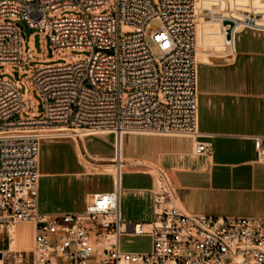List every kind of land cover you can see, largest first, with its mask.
<instances>
[{"label": "built area", "instance_id": "built-area-1", "mask_svg": "<svg viewBox=\"0 0 264 264\" xmlns=\"http://www.w3.org/2000/svg\"><path fill=\"white\" fill-rule=\"evenodd\" d=\"M69 10L77 14L62 15ZM9 18L38 29L45 44L51 41L53 58L71 63L30 66L24 27ZM198 19L218 21L224 48L234 49L240 31H264V0H0V72L19 66L43 99L40 110L13 80L0 77V264H264V217L187 212L163 171L156 173L153 220L121 216L123 135H200ZM125 25L133 31L124 33ZM72 49L90 54L73 56ZM106 133L117 141L114 189L93 194L83 212H40L45 136ZM254 140L264 163V135ZM211 151L197 142L196 153ZM21 224L29 242L13 248ZM125 234L149 235L151 249L124 250Z\"/></svg>", "mask_w": 264, "mask_h": 264}, {"label": "crops", "instance_id": "crops-1", "mask_svg": "<svg viewBox=\"0 0 264 264\" xmlns=\"http://www.w3.org/2000/svg\"><path fill=\"white\" fill-rule=\"evenodd\" d=\"M207 55L198 64V137L123 135L120 208L125 222L153 220L157 171L170 179L177 204L187 212L264 217V163L258 160L254 140L264 135V31L246 28L237 33L234 49ZM198 141L209 143L211 153H196ZM116 159L113 133L45 139L39 211H85L93 194L114 189ZM102 179L110 186H102Z\"/></svg>", "mask_w": 264, "mask_h": 264}, {"label": "rangeland", "instance_id": "rangeland-1", "mask_svg": "<svg viewBox=\"0 0 264 264\" xmlns=\"http://www.w3.org/2000/svg\"><path fill=\"white\" fill-rule=\"evenodd\" d=\"M111 2L114 0H110ZM206 5V3H204ZM77 14L74 10H69L63 13L62 15H72ZM8 22L11 23H19L24 27V33L26 35V39L24 41L23 50L25 55L32 54L34 59H30L29 64L32 67H39V66H58V65H65L71 63V60L68 59V57H59V58H53V46L51 41L48 39L46 44L44 41V38L42 36V33L35 28L29 27V25L26 23V21L19 20V19H7ZM159 21H153L152 26L156 27L159 26ZM133 28L130 26L125 25L123 27L124 33L132 32ZM197 33H198V42H199V48L197 51V58L198 62L203 57H207V54L212 53L213 51H218L222 48H224L223 40L224 36L221 31V25L218 21H211V20H203L198 19V25H197ZM150 46L151 50L156 57L161 56L160 49L155 46L151 40ZM70 54L73 56H82L86 54H90L89 50L86 49H72L70 51ZM12 72L9 71H3L0 72V77H6L8 79L13 80L17 86L21 89L22 95L25 99H30L34 101L38 109H42L43 106V99L36 88V86H31V88L28 86L27 82H29V74L28 73H22L20 76V79H17L15 76V71L19 70V66H12ZM26 116L27 113H24ZM102 186H110L109 181L106 179H102ZM27 227L26 225H20L17 228V241L16 243H13V248L19 247V246H26V244L29 242V240L24 243L23 245L20 243L19 239V232L21 228ZM147 233L149 230H146ZM122 246L127 249L131 250H149L150 249V237L145 236H123L122 237ZM6 242L1 243V246H6Z\"/></svg>", "mask_w": 264, "mask_h": 264}, {"label": "bare ground", "instance_id": "bare-ground-1", "mask_svg": "<svg viewBox=\"0 0 264 264\" xmlns=\"http://www.w3.org/2000/svg\"><path fill=\"white\" fill-rule=\"evenodd\" d=\"M67 134H61V136H66ZM54 137H57V134H51V135H46L45 136V139H48V138H54ZM123 139V137H122ZM122 139L119 140V143H118V148H119V152L122 151ZM106 168V167H105ZM103 169V168H102ZM108 170H115V167L114 166H107ZM117 170V169H116ZM119 178V177H118ZM119 180V179H118ZM119 182V181H118ZM21 225H25V224H21ZM20 226V225H19ZM18 226V227H19ZM19 229V228H18ZM18 236V235H17ZM20 243L23 245L24 243H26L28 240H29V228L28 227H23L21 228L20 232H19V239Z\"/></svg>", "mask_w": 264, "mask_h": 264}, {"label": "water", "instance_id": "water-1", "mask_svg": "<svg viewBox=\"0 0 264 264\" xmlns=\"http://www.w3.org/2000/svg\"><path fill=\"white\" fill-rule=\"evenodd\" d=\"M228 23H231V22H229V21H226L225 22V24H228ZM19 25L23 28V25L21 23H19ZM228 37H229V35H228ZM15 76H16L17 79H20V76H19V72L18 71H15ZM1 256L2 255L0 254V257Z\"/></svg>", "mask_w": 264, "mask_h": 264}]
</instances>
